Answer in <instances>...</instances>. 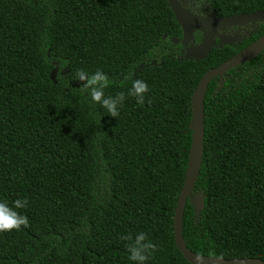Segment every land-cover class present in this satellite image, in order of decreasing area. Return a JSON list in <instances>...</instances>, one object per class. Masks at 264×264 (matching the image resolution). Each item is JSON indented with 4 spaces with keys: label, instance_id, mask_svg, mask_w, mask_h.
<instances>
[{
    "label": "trees",
    "instance_id": "obj_1",
    "mask_svg": "<svg viewBox=\"0 0 264 264\" xmlns=\"http://www.w3.org/2000/svg\"><path fill=\"white\" fill-rule=\"evenodd\" d=\"M202 4L186 10L264 14V0ZM220 32L202 59L187 58L203 35L183 44L166 0H0V199L26 200L28 218L0 232V264H132L121 237L141 231L156 245L146 264H190L173 222L191 98L207 70L264 33V19L244 35ZM97 69L111 81L105 95L125 93L116 117L77 78ZM137 78L149 86L139 105L127 95ZM182 237L197 255L264 261V50L208 84Z\"/></svg>",
    "mask_w": 264,
    "mask_h": 264
},
{
    "label": "water",
    "instance_id": "obj_2",
    "mask_svg": "<svg viewBox=\"0 0 264 264\" xmlns=\"http://www.w3.org/2000/svg\"><path fill=\"white\" fill-rule=\"evenodd\" d=\"M166 1L172 10L178 25L182 29L183 44L187 45L192 40L194 30H199L203 35V39L197 49L193 50L187 58L195 57L197 59H202L214 45L215 38L218 36L219 31L264 19V14L261 12L222 18L198 16L183 8L178 0ZM172 41L175 44L179 43L178 39H172ZM263 50L264 33L217 67L207 70L201 77L193 92L191 98V146L184 183L176 203L173 222L174 243L190 264H264V261L257 258L224 259L197 255L187 249L182 237V220L185 204L192 191L193 184L202 162L204 140V97L208 84L214 77L221 76L228 70L250 61L258 56ZM193 202L195 203L197 210H200L203 207L201 196L197 195L193 197ZM196 257H199L200 259L197 261Z\"/></svg>",
    "mask_w": 264,
    "mask_h": 264
},
{
    "label": "clouds",
    "instance_id": "obj_3",
    "mask_svg": "<svg viewBox=\"0 0 264 264\" xmlns=\"http://www.w3.org/2000/svg\"><path fill=\"white\" fill-rule=\"evenodd\" d=\"M77 78L83 82L81 88L86 91L88 102L91 105L98 104L103 110L102 115L107 114L111 117L118 115L119 109L125 101V93L117 92L114 95H105L104 89L109 86L111 81L100 69L91 74L78 71ZM148 90L149 86L144 80L132 79L127 95L133 97L135 103L139 105L145 102V94ZM26 203L27 201L23 199H15L11 203L0 199V232L19 231L22 227H28V218L18 211L24 208ZM121 239L129 240L127 258L132 264H146L150 255L156 249V245L142 231L137 232L134 236H123ZM199 259V257H196L197 261Z\"/></svg>",
    "mask_w": 264,
    "mask_h": 264
},
{
    "label": "flooded vegetation",
    "instance_id": "obj_4",
    "mask_svg": "<svg viewBox=\"0 0 264 264\" xmlns=\"http://www.w3.org/2000/svg\"><path fill=\"white\" fill-rule=\"evenodd\" d=\"M179 2H180V4H181V6L183 7V8H185V9H187L186 7H187V5H189L190 4V2L192 3H195V4H197V3H199V4H201V5H203L202 3L203 2H200V0H178ZM193 14H195V13H193ZM197 15V14H196ZM198 16H202V15H198ZM205 17V16H204ZM254 22H252V23H247V24H244V25H239V26H233V27H230V28H226V29H224V30H230V29H233V28H236V27H242V26H247V29L245 30V32L243 33V34H239V35H244V34H246V33H248L249 31H250V29H251V25L253 24ZM224 30H222L220 33L221 34H223L224 33ZM224 35V34H223ZM225 36H227V35H225ZM234 36H238V35H234ZM229 37H232V36H229Z\"/></svg>",
    "mask_w": 264,
    "mask_h": 264
},
{
    "label": "rangeland",
    "instance_id": "obj_5",
    "mask_svg": "<svg viewBox=\"0 0 264 264\" xmlns=\"http://www.w3.org/2000/svg\"><path fill=\"white\" fill-rule=\"evenodd\" d=\"M204 0H200V2H203ZM247 29V26H240V27H236L230 30H224V35L227 36H234V35H239V34H243L245 32V30Z\"/></svg>",
    "mask_w": 264,
    "mask_h": 264
}]
</instances>
